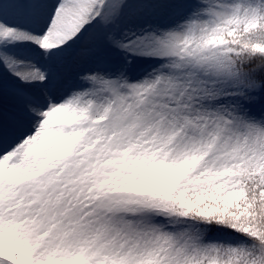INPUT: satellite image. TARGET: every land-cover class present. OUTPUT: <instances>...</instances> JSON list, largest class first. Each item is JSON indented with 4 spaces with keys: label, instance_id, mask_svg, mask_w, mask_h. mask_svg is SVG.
I'll return each instance as SVG.
<instances>
[{
    "label": "snow or ice",
    "instance_id": "obj_1",
    "mask_svg": "<svg viewBox=\"0 0 264 264\" xmlns=\"http://www.w3.org/2000/svg\"><path fill=\"white\" fill-rule=\"evenodd\" d=\"M0 264H264V0H0Z\"/></svg>",
    "mask_w": 264,
    "mask_h": 264
}]
</instances>
